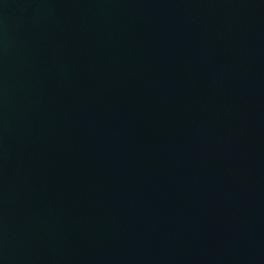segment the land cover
<instances>
[{
  "label": "water",
  "instance_id": "water-1",
  "mask_svg": "<svg viewBox=\"0 0 264 264\" xmlns=\"http://www.w3.org/2000/svg\"><path fill=\"white\" fill-rule=\"evenodd\" d=\"M0 264H264V0H0Z\"/></svg>",
  "mask_w": 264,
  "mask_h": 264
}]
</instances>
